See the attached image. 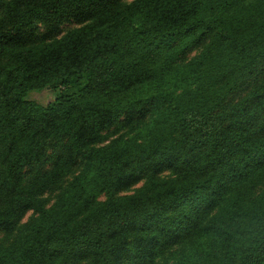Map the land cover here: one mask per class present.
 Masks as SVG:
<instances>
[{"label":"trees","instance_id":"1","mask_svg":"<svg viewBox=\"0 0 264 264\" xmlns=\"http://www.w3.org/2000/svg\"><path fill=\"white\" fill-rule=\"evenodd\" d=\"M0 232V264H264V0H0Z\"/></svg>","mask_w":264,"mask_h":264},{"label":"rangeland","instance_id":"2","mask_svg":"<svg viewBox=\"0 0 264 264\" xmlns=\"http://www.w3.org/2000/svg\"><path fill=\"white\" fill-rule=\"evenodd\" d=\"M124 2H131L132 0H123ZM76 25L73 23H65L60 25L55 31L54 33H57L54 35V33H49L47 32L43 27H40L39 30L37 31L38 33H44L47 32L50 36H60L62 35L65 31L75 27ZM197 51L192 52V54H190V57L193 56L194 54H196ZM47 93L46 92H37L35 94H32V98L36 99L39 102H45L47 100ZM142 185V182H139L138 184L134 185L133 187L130 188V190H127L125 192H122L121 194H130L132 193L135 189L139 188ZM50 200V203H52V196L48 197ZM31 213H28L25 218L23 219L22 223L25 222L28 217L30 216ZM12 237V235H6L3 232H0V244H6L9 240V238Z\"/></svg>","mask_w":264,"mask_h":264}]
</instances>
